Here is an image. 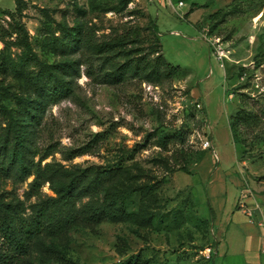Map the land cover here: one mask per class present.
<instances>
[{
	"label": "rangeland",
	"instance_id": "rangeland-1",
	"mask_svg": "<svg viewBox=\"0 0 264 264\" xmlns=\"http://www.w3.org/2000/svg\"><path fill=\"white\" fill-rule=\"evenodd\" d=\"M0 8V52L7 62L18 66L26 54L9 37L10 24L19 23L44 66L66 67L67 96L44 104L31 124L34 162L45 156L42 166L56 163L66 171L120 164L131 182L151 186L142 200L132 196L145 223L104 221L73 228L62 239L45 238L43 245L31 241L32 263L242 264L223 258L221 242L219 254L205 259L215 235L224 239L221 226L213 225L221 212L213 213L208 199L211 176L225 174L227 195L219 199L226 198L228 213L241 172L264 214V0H132L126 7L124 0H0ZM152 23L165 62L177 72L157 81L128 76L108 82L97 45L128 35L130 47L148 56ZM73 34L80 48L62 56V42ZM209 41L228 58L218 60ZM21 94L13 77H0V105L14 115ZM9 116L0 113L1 135ZM204 139L212 149L201 162L186 163ZM9 172L0 174V195L18 199L29 220L33 177ZM40 192L56 197L49 183Z\"/></svg>",
	"mask_w": 264,
	"mask_h": 264
},
{
	"label": "trees",
	"instance_id": "trees-1",
	"mask_svg": "<svg viewBox=\"0 0 264 264\" xmlns=\"http://www.w3.org/2000/svg\"><path fill=\"white\" fill-rule=\"evenodd\" d=\"M131 2L132 0H124V6ZM194 7H207V3L203 6L194 4L192 9ZM151 27L155 43L148 56L138 48L130 47L128 35L97 45V60L103 62L106 72L109 71L104 75L108 82L119 83L128 76L157 81L162 73L170 76L177 72V68L163 58L156 24L152 23ZM13 35L16 40L12 45L26 54L16 66L11 61L7 62L0 52V77L2 80L13 77L23 94L19 97L17 115L0 105V113H4L5 117L10 115L3 128L5 135L0 134V174L8 175L9 171L14 170L15 175H19L22 180L33 177L27 196L35 198V204L32 217L26 220L19 211L18 199L6 200L0 195V264H33L30 260L31 241L43 245L45 238L62 239L73 228L91 227L104 221H132L139 225L145 223L136 212L140 209L133 207L132 196L136 195L142 200L147 197L151 186L131 182L120 164L105 169L90 166L66 171L56 163L42 166L45 156L34 162L30 144L31 124L36 121L44 104L57 103L67 96L70 88L64 76L66 67H60V72L44 66L32 52L28 33L21 24H10L9 37ZM80 43L82 42L77 34H73L72 40L62 42V56L69 54L73 48L79 49ZM153 55L154 58L151 57ZM9 64L13 67L10 68ZM180 138L184 144V137ZM204 152L206 151L201 150L197 154H189L186 163L201 162ZM79 155L81 153L74 154L71 158ZM180 170L190 173L185 167ZM45 183L50 184L56 197H42L40 190ZM84 199L88 201L83 203ZM52 249H57V246L53 245ZM124 264L147 262L137 259L133 262L128 260Z\"/></svg>",
	"mask_w": 264,
	"mask_h": 264
},
{
	"label": "crops",
	"instance_id": "crops-1",
	"mask_svg": "<svg viewBox=\"0 0 264 264\" xmlns=\"http://www.w3.org/2000/svg\"><path fill=\"white\" fill-rule=\"evenodd\" d=\"M225 177L226 175L220 172L211 176V193L208 204L213 213H215L214 210L221 212L218 216H214L213 225L221 226V237L224 236V239L220 240V237L215 235L216 244H213L212 249L218 255L220 247L218 243L221 242L223 258L228 256L227 259L233 262L241 261L242 264H264V253L262 252L264 248V228L259 225L261 217L259 213L254 212L253 217L250 219L240 211L239 214L242 215V218L236 216L235 211L240 198V188L242 189L241 182L238 181L235 182L236 186L239 187H237V192L234 194L231 208L228 213L225 212L226 198L222 201L219 199L220 194H224V197L227 195L226 189L223 188ZM255 202L257 203L256 199ZM247 205L252 207L253 202L249 200ZM259 207L264 220L262 208Z\"/></svg>",
	"mask_w": 264,
	"mask_h": 264
},
{
	"label": "built area",
	"instance_id": "built-area-1",
	"mask_svg": "<svg viewBox=\"0 0 264 264\" xmlns=\"http://www.w3.org/2000/svg\"><path fill=\"white\" fill-rule=\"evenodd\" d=\"M178 7L181 8L183 7V3L179 2L178 3ZM175 12V10H174ZM176 14H178L176 12ZM179 18H183V15L182 14H178ZM211 46H213L214 50H215V54H216V58L218 60H224V59H227L228 57L226 56V54L224 52H221V48L218 47L217 49L215 48V45H214V42L212 41H209ZM196 108L199 109V110H202V105L200 103H196ZM210 149H212V146H211V142L208 140V139H204L201 143V150H204V151H209ZM243 166V165H242ZM240 175H241V178H242V189H241V200H239L237 202V208L238 210L243 213L245 216L249 217L250 219L253 217V214L254 212H257L259 213L261 219H260V222H259V225L264 228V220H263V217H262V213H261V210H260V207L259 205L255 202V198H254V194L253 192L247 187V183H246V179L244 178V175L243 173L240 172ZM252 201L253 202V206L252 207H249L247 205V201ZM214 252L213 249L211 248L210 250H208V254L205 255V259L206 260H210L211 259V253ZM262 252L264 253V248L262 250Z\"/></svg>",
	"mask_w": 264,
	"mask_h": 264
}]
</instances>
